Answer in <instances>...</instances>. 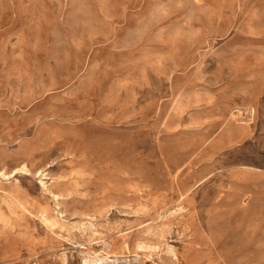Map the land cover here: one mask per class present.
Wrapping results in <instances>:
<instances>
[{
	"label": "rangeland",
	"instance_id": "rangeland-1",
	"mask_svg": "<svg viewBox=\"0 0 264 264\" xmlns=\"http://www.w3.org/2000/svg\"><path fill=\"white\" fill-rule=\"evenodd\" d=\"M97 255L264 264V0H0V264Z\"/></svg>",
	"mask_w": 264,
	"mask_h": 264
},
{
	"label": "bare ground",
	"instance_id": "bare-ground-1",
	"mask_svg": "<svg viewBox=\"0 0 264 264\" xmlns=\"http://www.w3.org/2000/svg\"><path fill=\"white\" fill-rule=\"evenodd\" d=\"M41 174V173H40ZM106 245V244H105ZM108 246V245H107ZM159 246V245H158ZM110 247V246H109ZM152 248V247H151ZM146 249V248H145ZM144 249V250H145ZM109 258V256L107 255V256H100V255H97V259H95V263H103L106 259H108ZM89 260V259H88ZM117 260V258L116 259H112V260H110V261H116Z\"/></svg>",
	"mask_w": 264,
	"mask_h": 264
}]
</instances>
